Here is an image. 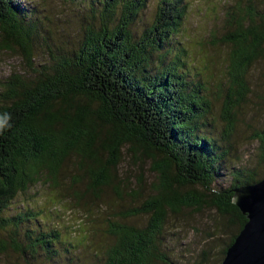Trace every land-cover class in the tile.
<instances>
[{
  "label": "trees",
  "instance_id": "obj_1",
  "mask_svg": "<svg viewBox=\"0 0 264 264\" xmlns=\"http://www.w3.org/2000/svg\"><path fill=\"white\" fill-rule=\"evenodd\" d=\"M67 1L84 4L94 24L85 26L71 47L54 52L41 33L46 17L38 6L0 0L3 46L17 45L28 62L40 38L51 51V63L32 80L9 79L0 91V117H8L0 131V214L13 209L30 186L63 190L61 173L71 158L79 171L73 182L85 184L71 191L77 203L100 201L109 188L122 199L116 170L128 152L150 161L157 182L148 201L119 218L150 217L141 228L111 222L113 239L100 252L99 264H174L160 251L166 216L191 207L214 208L236 226L223 260L247 221L232 203L234 190L259 181L255 169L234 167L228 158L236 112L249 93V69L264 52V7L245 0V7L238 4L225 13L229 31L219 42L230 48L228 85L219 116L224 127L217 130L207 81L178 39L184 0H159L152 24L140 34L131 27L148 0ZM95 5L101 6L97 26ZM252 139L264 163V128ZM223 172L228 185L216 187ZM42 213L23 206L0 217V254L11 248L27 264H58L76 250L79 244L59 230L37 223Z\"/></svg>",
  "mask_w": 264,
  "mask_h": 264
},
{
  "label": "rangeland",
  "instance_id": "obj_2",
  "mask_svg": "<svg viewBox=\"0 0 264 264\" xmlns=\"http://www.w3.org/2000/svg\"><path fill=\"white\" fill-rule=\"evenodd\" d=\"M158 2L159 0H148L147 6L131 28L140 34L151 25ZM28 4L38 6L40 14L43 18L46 17L42 21L46 33H41L47 37L46 42L54 52L55 48L71 47L80 38L81 30L94 24L88 8L82 3L28 0ZM238 4L242 8L246 2L184 0L186 16L178 39L186 49L193 69L207 81L209 95L215 107L217 130L224 127L219 116L224 88L228 85L227 57L230 52V48L219 41L229 31L224 20L225 13ZM255 5L264 7V0L256 1ZM99 11L101 6L95 5V26L99 24ZM12 48L10 50L3 46L0 34V91L3 83L9 79L30 81L42 67L51 63V51L46 49L43 38L34 46L31 62H28L17 45L13 44ZM247 84L249 93L236 112L235 128L229 138L232 149L228 163L234 167L247 166L255 169L257 179L261 180L264 178V163L259 161L258 142L252 139V135L254 131L264 128V52L249 69ZM150 167L151 163L147 159L142 157L137 160L130 153L124 152L122 162L116 170L118 183L124 190L122 199L109 188L101 193L100 201L91 203L87 199L77 203L70 196L71 191L82 190L85 184L73 182L79 171L71 158L64 163L61 173L63 190L58 192L40 184L30 186L25 194L18 196L13 209L1 213L0 217L12 215L15 208L19 210L23 206L28 210L41 209L43 213L37 223L43 228H55L79 244L76 250L66 254L58 264H99L100 252L113 239L108 234L111 222L118 221L140 228L147 224L149 215L142 214L121 220L118 213L139 208L154 195L157 178ZM229 180V175L223 172L216 187L228 185ZM132 189L137 192L135 197L130 196L129 191ZM230 221L229 217L210 207L182 208L176 213L168 212L160 251L174 264H221L222 251L236 232V226ZM26 261V257L13 252L11 248L0 254V264H27Z\"/></svg>",
  "mask_w": 264,
  "mask_h": 264
},
{
  "label": "water",
  "instance_id": "obj_3",
  "mask_svg": "<svg viewBox=\"0 0 264 264\" xmlns=\"http://www.w3.org/2000/svg\"><path fill=\"white\" fill-rule=\"evenodd\" d=\"M232 203L247 221L221 264H264V178L234 190Z\"/></svg>",
  "mask_w": 264,
  "mask_h": 264
},
{
  "label": "clouds",
  "instance_id": "obj_4",
  "mask_svg": "<svg viewBox=\"0 0 264 264\" xmlns=\"http://www.w3.org/2000/svg\"><path fill=\"white\" fill-rule=\"evenodd\" d=\"M7 124H8V117L6 115L0 117V131H2L5 128V126H7Z\"/></svg>",
  "mask_w": 264,
  "mask_h": 264
}]
</instances>
